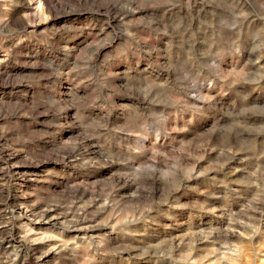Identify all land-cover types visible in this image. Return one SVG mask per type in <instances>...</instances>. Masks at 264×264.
I'll list each match as a JSON object with an SVG mask.
<instances>
[{
    "label": "rangeland",
    "instance_id": "374dc122",
    "mask_svg": "<svg viewBox=\"0 0 264 264\" xmlns=\"http://www.w3.org/2000/svg\"><path fill=\"white\" fill-rule=\"evenodd\" d=\"M0 264H264V0H0Z\"/></svg>",
    "mask_w": 264,
    "mask_h": 264
}]
</instances>
